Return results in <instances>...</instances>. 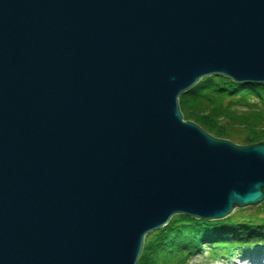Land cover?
Returning a JSON list of instances; mask_svg holds the SVG:
<instances>
[{"label": "water", "instance_id": "obj_1", "mask_svg": "<svg viewBox=\"0 0 264 264\" xmlns=\"http://www.w3.org/2000/svg\"><path fill=\"white\" fill-rule=\"evenodd\" d=\"M264 83V0H0V264H136L175 214L264 201V140L183 118Z\"/></svg>", "mask_w": 264, "mask_h": 264}, {"label": "trees", "instance_id": "obj_2", "mask_svg": "<svg viewBox=\"0 0 264 264\" xmlns=\"http://www.w3.org/2000/svg\"><path fill=\"white\" fill-rule=\"evenodd\" d=\"M179 105L185 109V118L215 137L248 144L262 140L252 141L251 136H264V83H238L224 75H208L179 96ZM238 105L245 109L233 115L231 109ZM205 110L213 113L205 114L208 123L198 117ZM224 113L232 116L222 123ZM203 245L215 258L264 254V215L246 212L205 220L175 214L165 226L145 235L136 264H186Z\"/></svg>", "mask_w": 264, "mask_h": 264}, {"label": "rangeland", "instance_id": "obj_3", "mask_svg": "<svg viewBox=\"0 0 264 264\" xmlns=\"http://www.w3.org/2000/svg\"><path fill=\"white\" fill-rule=\"evenodd\" d=\"M237 108H234L233 107V109H231V112H232V114L234 115V113H238V112H241V111H243L244 109H245V107L243 106V105H238V106H236ZM194 109V108H193ZM180 110H181V112H182V114H183V118L184 119H188L187 117L185 118L184 117V115H186V112H185V109L183 110L182 108H180ZM188 111H189V109H188ZM206 113H210V114H212L213 115V113H211V111L210 110H205L204 112H202L201 113V115H199L198 117H199V119H201L202 120V118L206 121V123H208L209 121H207V119H205V117H206ZM199 114V113H198ZM229 114V113H228ZM228 114H226V115H228ZM232 114L230 113L229 114V116L228 117H226L225 116V113L223 114L225 117H222L221 119H220V121L222 122V123H224V122H228L229 121V118L232 116ZM228 119V120H227ZM188 120H190V119H188ZM232 122V121H231ZM231 124V123H230ZM233 127H235V128H239L238 127V125H234ZM243 131H245V130H243ZM242 131V132H243ZM258 139H262V140H264V136H256L255 137V135L254 136H251V140L252 141H257ZM250 140V141H251ZM263 208V209H261V210H258L259 208ZM246 212H250V213H255V212H257V213H259L260 215H264V201L262 202V203H260V204H258V205H248V206H243V207H235V209L229 214V215H232V216H238L240 213H246ZM183 215H185V214H183ZM226 217V216H225ZM225 217H223V218H225ZM169 222V221H168ZM159 229V228H158ZM155 230H157V229H155ZM152 231H154V230H152ZM151 231V232H152ZM150 233V232H149ZM143 248V247H142ZM143 250H144V248H143ZM209 251V250H208ZM208 251H207V249H202V250H198V251H196V252H194L191 256H190V260H189V262L187 263V264H233L235 261H230V260H226V259H222V258H219V257H217V258H213V257H209L208 256ZM238 254H234V257H236L235 258V260H236V263L235 264H248L247 263V261H241L240 259V257L239 256H237Z\"/></svg>", "mask_w": 264, "mask_h": 264}, {"label": "bare ground", "instance_id": "obj_4", "mask_svg": "<svg viewBox=\"0 0 264 264\" xmlns=\"http://www.w3.org/2000/svg\"><path fill=\"white\" fill-rule=\"evenodd\" d=\"M246 260H247L248 264H264V262H263L264 261V256L258 257V258H254V259L247 258ZM233 264H235V262Z\"/></svg>", "mask_w": 264, "mask_h": 264}]
</instances>
